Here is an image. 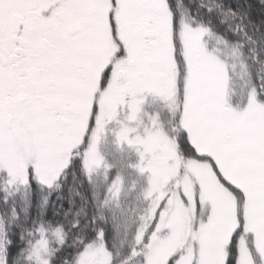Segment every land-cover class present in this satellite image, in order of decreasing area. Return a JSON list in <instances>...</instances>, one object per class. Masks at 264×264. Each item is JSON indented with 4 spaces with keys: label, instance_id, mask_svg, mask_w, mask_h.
I'll return each instance as SVG.
<instances>
[{
    "label": "snow or ice",
    "instance_id": "1",
    "mask_svg": "<svg viewBox=\"0 0 264 264\" xmlns=\"http://www.w3.org/2000/svg\"><path fill=\"white\" fill-rule=\"evenodd\" d=\"M0 264H264V0H0Z\"/></svg>",
    "mask_w": 264,
    "mask_h": 264
},
{
    "label": "trees",
    "instance_id": "2",
    "mask_svg": "<svg viewBox=\"0 0 264 264\" xmlns=\"http://www.w3.org/2000/svg\"><path fill=\"white\" fill-rule=\"evenodd\" d=\"M69 184H72L73 183V180L71 178V176L69 177V181H68ZM67 190V189H66Z\"/></svg>",
    "mask_w": 264,
    "mask_h": 264
}]
</instances>
